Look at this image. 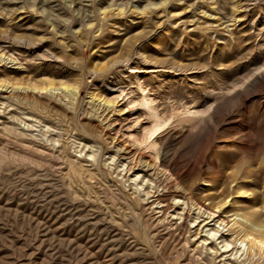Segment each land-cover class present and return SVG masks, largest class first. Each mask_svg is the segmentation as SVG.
Returning <instances> with one entry per match:
<instances>
[{
	"label": "rangeland",
	"instance_id": "1",
	"mask_svg": "<svg viewBox=\"0 0 264 264\" xmlns=\"http://www.w3.org/2000/svg\"><path fill=\"white\" fill-rule=\"evenodd\" d=\"M0 264H264V0H0Z\"/></svg>",
	"mask_w": 264,
	"mask_h": 264
},
{
	"label": "bare ground",
	"instance_id": "2",
	"mask_svg": "<svg viewBox=\"0 0 264 264\" xmlns=\"http://www.w3.org/2000/svg\"><path fill=\"white\" fill-rule=\"evenodd\" d=\"M5 55V54H4ZM260 66H257V67H254L253 69H251V71L249 72L248 75H253L254 73V70L259 68ZM242 84H243V81H242ZM240 85V84H239ZM224 87H220V91L217 92V93H213V100L214 102L215 101H220L222 100L229 92H230V88L231 87H228V86H225L223 85ZM216 90V89H215ZM142 103L144 102L145 103V106H146V109H147V113L149 115V117H151V120H152V127L150 130L147 131V133L145 134V142L147 144V146H149L150 148H155V135L157 132H159L163 126V121L158 117V115L156 114V111L154 109V105L151 103L150 100L147 99V97L145 95H142ZM144 106V107H145ZM213 107V103L210 104V106L207 108V110L205 109V111H209L211 108ZM203 111V113L205 112ZM200 113L199 112H192V116H190V118H194L196 116V114ZM202 114V112L200 113ZM239 115H242L240 114V112H236L235 113V117L236 116H239ZM199 116V115H197ZM201 116V115H200ZM191 120V119H190ZM171 121V120H170ZM174 121V120H173ZM192 121V120H191ZM141 122V121H140ZM247 122V121H246ZM244 128V127H243ZM227 223V220H224L223 218L221 219L220 223ZM226 225V224H225ZM209 234L211 236H215V231H211L209 232ZM239 245L241 247H246V243L243 242V241H240L239 242ZM231 246V244L229 242H226V248L225 249H228L229 247ZM243 247V248H244Z\"/></svg>",
	"mask_w": 264,
	"mask_h": 264
}]
</instances>
